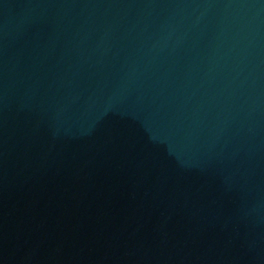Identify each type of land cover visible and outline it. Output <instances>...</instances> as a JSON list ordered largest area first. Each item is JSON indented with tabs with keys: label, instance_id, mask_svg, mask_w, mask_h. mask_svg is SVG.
I'll list each match as a JSON object with an SVG mask.
<instances>
[{
	"label": "water",
	"instance_id": "1",
	"mask_svg": "<svg viewBox=\"0 0 264 264\" xmlns=\"http://www.w3.org/2000/svg\"><path fill=\"white\" fill-rule=\"evenodd\" d=\"M0 264H264V0H0Z\"/></svg>",
	"mask_w": 264,
	"mask_h": 264
}]
</instances>
